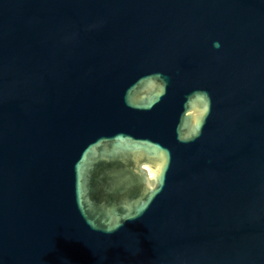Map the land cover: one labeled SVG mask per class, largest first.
I'll list each match as a JSON object with an SVG mask.
<instances>
[{"label":"water","instance_id":"obj_1","mask_svg":"<svg viewBox=\"0 0 264 264\" xmlns=\"http://www.w3.org/2000/svg\"><path fill=\"white\" fill-rule=\"evenodd\" d=\"M0 264H264V0H0Z\"/></svg>","mask_w":264,"mask_h":264}]
</instances>
